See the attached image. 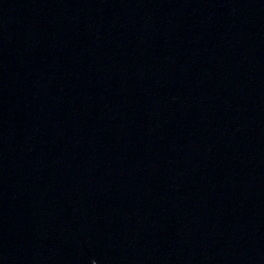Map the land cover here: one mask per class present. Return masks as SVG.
Instances as JSON below:
<instances>
[{"label":"water","instance_id":"water-1","mask_svg":"<svg viewBox=\"0 0 264 264\" xmlns=\"http://www.w3.org/2000/svg\"><path fill=\"white\" fill-rule=\"evenodd\" d=\"M0 264H264V0H0Z\"/></svg>","mask_w":264,"mask_h":264}]
</instances>
